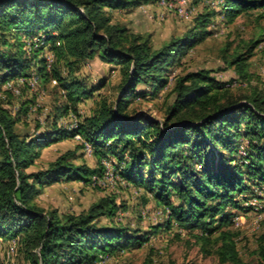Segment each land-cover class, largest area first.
I'll use <instances>...</instances> for the list:
<instances>
[{
	"label": "trees",
	"instance_id": "1",
	"mask_svg": "<svg viewBox=\"0 0 264 264\" xmlns=\"http://www.w3.org/2000/svg\"><path fill=\"white\" fill-rule=\"evenodd\" d=\"M151 0H0V91L11 80L29 78L36 67L41 81L49 79L45 51L54 52L70 69L81 60L100 58L121 68L119 95L114 102L101 98L94 115L72 129L58 125L62 108L52 125L32 135L16 129L17 120L0 107V239L18 238L33 264H94L101 255H112L143 245L147 235L124 226H106L122 204L115 194L105 195L78 215L45 212L34 200L42 187L58 181L91 183L104 174V159H117L120 175L129 184L145 188L169 210L173 222L191 230L212 234L230 222L228 207H245L251 183L264 188V95L236 96L210 70L200 69L175 78L172 101L162 121L132 114L131 103L169 83V72L187 49L209 34L211 15L199 18L183 38H171L154 49L149 37L130 34L113 21L112 11L136 7ZM264 8V0H223V16L229 22L240 14ZM26 37L31 40L27 49ZM34 40L43 43L34 42ZM260 40L229 62L245 68ZM73 59V60H71ZM74 107L103 88L102 79L86 89L79 80L63 81ZM40 127V126H38ZM81 135L93 148L100 168L75 164V150H68L46 168L28 172L42 149ZM242 141L245 155L239 157ZM219 258L223 263L243 262L227 232L222 234ZM264 257V247L261 251ZM147 264V263H145Z\"/></svg>",
	"mask_w": 264,
	"mask_h": 264
},
{
	"label": "rangeland",
	"instance_id": "2",
	"mask_svg": "<svg viewBox=\"0 0 264 264\" xmlns=\"http://www.w3.org/2000/svg\"><path fill=\"white\" fill-rule=\"evenodd\" d=\"M222 10L223 0H151L136 7L112 11L114 22L124 24L130 34L149 37L154 49H159L171 38H183L196 26L199 18L211 15L207 27L211 34L175 61L169 72V83L164 89L154 93L149 86H140L148 92L145 97H138L131 103L132 114H144L162 121L173 99L169 93L175 78L200 69L210 70L236 96H250L254 92L264 95V8L246 11L232 22L223 16ZM23 39L30 50L28 44L31 40ZM255 40H260V43L253 56L245 62L243 71L229 64L236 55L246 53ZM44 55L50 74L47 81H41L34 67L29 78L22 76L11 80L0 91V107L8 110L17 120L16 129L21 134L32 135L49 128L66 106L71 109L59 117L58 125L72 129L76 123L95 114L99 99L105 97L110 102L117 99L122 79L120 66L97 57L81 60L70 69L64 60L56 61L54 52L49 48ZM55 72L63 81L75 79L83 82L86 89L97 86L102 79L106 82L92 97L83 98L74 107ZM76 137L42 149L41 157L28 172L46 168L50 161L68 150H75V164L100 168L92 146L81 148L85 141L78 135ZM246 145L247 141H242L240 158L245 155ZM102 165L104 174L100 177L95 175L91 183L65 180L46 184L34 200L45 212L57 210L62 215H78L105 195L117 196V202L124 207L114 219L102 218L100 223L137 230L150 240L112 255H101L94 264H233L223 263L219 258L223 232L231 235L243 262L264 264L261 255L264 247V188L251 183L253 193H249L246 199H242L245 195L241 196L240 200L245 207L252 206L253 209L246 212L228 207L230 222L212 234H203L201 229L191 230L174 222L168 228L169 210L145 188L126 182L120 175L121 167L117 159L106 158ZM0 264L33 262L22 249L20 239L10 237L0 239Z\"/></svg>",
	"mask_w": 264,
	"mask_h": 264
},
{
	"label": "bare ground",
	"instance_id": "3",
	"mask_svg": "<svg viewBox=\"0 0 264 264\" xmlns=\"http://www.w3.org/2000/svg\"><path fill=\"white\" fill-rule=\"evenodd\" d=\"M78 137H81V136H80V135H78ZM76 138H77V137H76ZM85 145H86V146H89L90 144L86 143Z\"/></svg>",
	"mask_w": 264,
	"mask_h": 264
},
{
	"label": "built area",
	"instance_id": "4",
	"mask_svg": "<svg viewBox=\"0 0 264 264\" xmlns=\"http://www.w3.org/2000/svg\"><path fill=\"white\" fill-rule=\"evenodd\" d=\"M181 10H184V9L181 7ZM30 85H31V83H30ZM8 88H9V85H8Z\"/></svg>",
	"mask_w": 264,
	"mask_h": 264
}]
</instances>
